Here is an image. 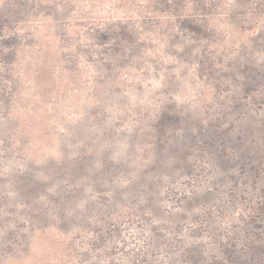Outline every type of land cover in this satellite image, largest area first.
<instances>
[{
	"label": "rangeland",
	"instance_id": "374dc122",
	"mask_svg": "<svg viewBox=\"0 0 264 264\" xmlns=\"http://www.w3.org/2000/svg\"><path fill=\"white\" fill-rule=\"evenodd\" d=\"M0 264H264V0H0Z\"/></svg>",
	"mask_w": 264,
	"mask_h": 264
}]
</instances>
